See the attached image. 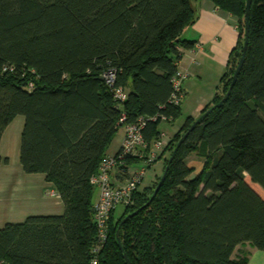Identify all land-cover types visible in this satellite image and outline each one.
Here are the masks:
<instances>
[{"label":"trees","instance_id":"obj_1","mask_svg":"<svg viewBox=\"0 0 264 264\" xmlns=\"http://www.w3.org/2000/svg\"><path fill=\"white\" fill-rule=\"evenodd\" d=\"M211 1L237 18L239 38L200 116L228 91L245 39L247 0ZM197 17L193 0H0V142L24 116L23 170L45 174L65 204L62 215L0 228V264H93L91 177L123 114L130 123L146 120L149 146L163 133L153 116L170 123L181 116L172 79L185 49L195 47L183 34ZM111 68L114 87L128 92L122 105L102 77ZM198 118H186L162 155ZM193 151L204 158L195 175L187 162ZM140 159L128 156L122 174ZM2 162L8 159L0 155ZM168 165L148 206L141 209L161 177L139 186L122 215L112 212L98 264H128L125 255L132 264H247L245 255L232 257L239 244L264 251V198L246 180L264 190V0L252 2L245 62L229 98L201 119Z\"/></svg>","mask_w":264,"mask_h":264},{"label":"crops","instance_id":"obj_2","mask_svg":"<svg viewBox=\"0 0 264 264\" xmlns=\"http://www.w3.org/2000/svg\"><path fill=\"white\" fill-rule=\"evenodd\" d=\"M193 4L198 17L193 25L187 27L183 37L195 40L196 44L191 49H185L178 63V67L188 74L184 81L186 96L181 104V116L186 114V117L169 135L170 139L179 131L187 117L198 118L212 102L221 77L227 70L230 53L239 38L238 20L234 15L220 9L211 0H193ZM192 90L198 92V97L188 106ZM18 116L7 126L0 142V155L8 159V162L0 163V228L9 223H22L29 216L62 215L65 212L62 198L54 184L46 179V175L26 173L23 170L20 149L25 118ZM160 129L165 135L162 127ZM124 137L125 129L120 148ZM118 151L112 153L108 148L106 155L116 154ZM135 169L130 167L129 176L116 169L112 172V177L115 182L124 183ZM246 180L264 198L263 188L252 182L248 174ZM96 188L98 193L94 203L100 195L99 188ZM244 255L248 258L247 264H264V251L249 242L239 244L232 257Z\"/></svg>","mask_w":264,"mask_h":264},{"label":"built area","instance_id":"obj_3","mask_svg":"<svg viewBox=\"0 0 264 264\" xmlns=\"http://www.w3.org/2000/svg\"><path fill=\"white\" fill-rule=\"evenodd\" d=\"M187 72L178 67L176 74L173 76V93L171 102L175 105H181L185 99L186 92L184 81ZM103 79L113 89L115 99L122 105L128 97L127 90L122 87H114L117 71L108 69L102 74ZM153 121L161 120V122H169L171 117L166 115L153 116ZM120 122L125 129V137L120 148V152L112 155H105L101 160L98 172L91 177V183L99 188L100 195L94 206V220L98 229V240L93 247L94 258L93 264H98V253L109 233L110 218L112 212L118 205L129 204L131 202L133 192L139 187L145 177V168L135 169L130 177L124 183H117L112 177V172L116 169L121 171L122 166H127L128 156L141 157L143 150L149 147L148 141L145 139L143 128L146 125L144 118H139L136 122H127L126 115L123 114ZM164 133H162V136ZM155 149L148 153V163L156 160L159 150L163 148L162 138L154 142ZM121 173H124L121 171Z\"/></svg>","mask_w":264,"mask_h":264},{"label":"rangeland","instance_id":"obj_4","mask_svg":"<svg viewBox=\"0 0 264 264\" xmlns=\"http://www.w3.org/2000/svg\"><path fill=\"white\" fill-rule=\"evenodd\" d=\"M190 94H191L190 97L188 96L189 97L188 106H189V103L193 104V102H195L197 97H198V92H194V90H192V92ZM185 115L186 114H182V116H180L178 118V120H176L175 122H171V123L165 122L161 125L162 129L165 131L166 134L162 138L163 148L161 150H159L158 157L163 154L165 146H167V144L170 142L171 139H170L169 135L172 134L173 130L175 129V127L177 125L181 124V122L186 117ZM19 118L20 117L18 116V119ZM164 124H166V125H164ZM123 134H124V128H123V126H120V128H119L118 132L116 133L112 143L109 146V149L112 153L118 151V149L120 148L121 137L123 136ZM183 134H184V132H183ZM183 134H181V136L178 137L179 139L177 138V141H176L177 143ZM154 144L155 143L153 142L151 144V146H149L145 150H143V155L139 158H144V159H140V161H138L137 163H133V165H132L133 169H135V168L136 169L137 168H145L146 169L144 180L139 185L140 186L139 188L141 190L146 189L150 186H153L154 183L156 181H159L160 177H162V175L165 171V169H164L165 165H166V163H167V161L170 158V155L172 153V147H174V145L176 143H174V144L171 143V145H168L169 149L164 153V155H162V157L159 160H154L151 163H148V156L147 155H148V153H150V150L155 149ZM187 162L190 166H192L195 169V173H194V175H195L197 172H200L202 170L204 158L202 156H200L197 152L193 151L188 155ZM126 176H129V175H126ZM97 193H98V190L96 188L94 191V196H93L94 200H95ZM125 206H126L125 204H121L115 208L114 211H115V217L116 218L119 217L120 215H122V213L124 212Z\"/></svg>","mask_w":264,"mask_h":264},{"label":"water","instance_id":"obj_5","mask_svg":"<svg viewBox=\"0 0 264 264\" xmlns=\"http://www.w3.org/2000/svg\"><path fill=\"white\" fill-rule=\"evenodd\" d=\"M253 0H247V6H246V24H245V39H244V45H243V51H242V56L241 59L239 61V64L236 68V71L233 75V79L232 82L230 84V87L228 89V91L226 92L225 96L217 103L214 104L212 107H210L207 111H205L201 116H199V118L188 128V130L182 135V137L180 138V140L178 141L175 149L173 150L170 158H169V163H172V161L174 160L179 148L181 147V145L185 142V140L188 138L189 134L191 133V131H193V129L197 126V124L201 121L202 118H204L206 115H208L210 112H212L215 108H217L218 106L222 105L230 96L232 89L237 81L238 75L243 67V64L245 62V57H246V53H247V49H248V44H249V37H250V13H251V5H252ZM168 170H169V165L166 167V170L164 171L160 181L158 182V185L153 193V195L151 196V198L149 199V201L141 207V209L145 208L146 206H148L151 201L154 199V197L156 196V194L158 193L159 189L161 188V186L163 185L167 174H168ZM138 212V210L128 214L122 221V223H124L128 218H130L131 216H133L134 214H136ZM117 236H118V241L119 244L121 246V240L119 237V231L117 232ZM125 259L127 261L128 264H132L130 259L127 257V255H125Z\"/></svg>","mask_w":264,"mask_h":264}]
</instances>
